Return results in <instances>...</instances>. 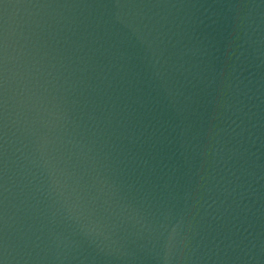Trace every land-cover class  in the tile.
Instances as JSON below:
<instances>
[{
    "label": "water",
    "instance_id": "95a60500",
    "mask_svg": "<svg viewBox=\"0 0 264 264\" xmlns=\"http://www.w3.org/2000/svg\"><path fill=\"white\" fill-rule=\"evenodd\" d=\"M0 264H264V0H0Z\"/></svg>",
    "mask_w": 264,
    "mask_h": 264
}]
</instances>
